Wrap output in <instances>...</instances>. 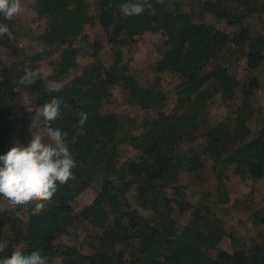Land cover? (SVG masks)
Masks as SVG:
<instances>
[{
    "label": "trees",
    "instance_id": "16d2710c",
    "mask_svg": "<svg viewBox=\"0 0 264 264\" xmlns=\"http://www.w3.org/2000/svg\"><path fill=\"white\" fill-rule=\"evenodd\" d=\"M126 2L22 0L40 26L32 36L25 19L0 15L14 35L0 39V155L44 135L31 125L55 96L64 104L51 126L77 161L75 178L58 184L42 211L0 196V258L41 250L49 264H264V239L227 225L236 215L259 235L264 228V205L252 191L231 193L233 178H264V104L255 105L249 91L239 95L251 72L264 81V0H149L131 17L119 10ZM97 25L108 50L88 31ZM147 32L161 34L158 55L135 68L132 48ZM54 56L48 79L64 84L59 93L43 80L16 83ZM166 73L180 77L173 103L161 83ZM118 99L136 109L105 110ZM216 104L227 109L224 117L210 113ZM81 112L88 114L83 126ZM126 146L135 153L121 161ZM209 171L216 185L206 192ZM88 189L92 203L75 210ZM89 227L98 233L82 235ZM224 238L231 251L219 248Z\"/></svg>",
    "mask_w": 264,
    "mask_h": 264
},
{
    "label": "clouds",
    "instance_id": "9594fccd",
    "mask_svg": "<svg viewBox=\"0 0 264 264\" xmlns=\"http://www.w3.org/2000/svg\"><path fill=\"white\" fill-rule=\"evenodd\" d=\"M157 2L163 4L164 0ZM149 6V0H128L119 5V10L128 17L140 16ZM172 7L173 4L169 2V9ZM23 11L22 0H0V15L5 20H12ZM4 37L14 39L8 25L0 23V39ZM38 80L45 82L48 92L59 93L64 87L60 81L49 80L43 67L28 69L16 83L29 86ZM62 104L63 99L54 96L39 109L38 115L42 119H33L31 128H43L44 135L33 133L26 146L17 144L6 154L0 155V196L12 206L32 204L36 211H42L57 192L58 184L64 185L75 178L72 170L77 167V161L73 158L62 131L51 126L61 117ZM79 116V124L83 126L88 120V114L81 112ZM45 136L48 143H45ZM4 250L5 245L0 244V252ZM0 264H49V261L41 250L28 254L14 250L10 256L0 258Z\"/></svg>",
    "mask_w": 264,
    "mask_h": 264
},
{
    "label": "rangeland",
    "instance_id": "374dc122",
    "mask_svg": "<svg viewBox=\"0 0 264 264\" xmlns=\"http://www.w3.org/2000/svg\"><path fill=\"white\" fill-rule=\"evenodd\" d=\"M19 19L23 18L27 21V26L30 29V35L32 36L34 34V31L40 30V26L36 25V16L33 10L31 9V4L30 7L28 3L24 6V11L17 16ZM31 23V24H30ZM216 25L220 28L226 29L225 24L223 21H216ZM88 31L93 37L94 34L99 35L101 38V41L104 45V49L108 50L110 45L107 44V36L103 29L100 27V25H97L96 27L88 28ZM161 38V34H155V33H145L142 36L137 37L136 43L134 44L132 48V55L134 57L133 61V67L135 68H141L146 66L148 63L154 61L157 58V52L155 49V46L158 43V40ZM109 57H106L105 60H108ZM57 60V57L54 56L47 61V63L43 66V68L49 73L51 71V63L53 61L55 62ZM89 60L88 57L83 56L81 58V61L83 63L87 62ZM50 62V64H49ZM180 81V77L177 75L171 74V73H166L163 75L161 83L163 86V89L166 90L167 92L170 93L171 102L174 100L175 93H174V88L176 84ZM245 91H249L252 94V97L254 99L255 105H263L264 104V81L263 79L259 76V74L255 72H251L249 75V78L245 79L240 87L239 90V95L241 93H244ZM115 92V97L120 96V91L118 89L114 90ZM238 99V98H237ZM236 98L234 99L237 100ZM173 103V102H172ZM136 107L134 106H129L127 104L122 103L121 99H118L117 102L114 104H108L105 107V110L107 111H131L135 110ZM210 113L213 116L217 117H224L227 114V109L223 105H214L210 107ZM256 124V117H254L250 123L251 127H254ZM187 148V145L183 146V149ZM135 151L129 147H122L120 150V160L123 161L124 159H127L128 157L133 156ZM208 178L207 180L203 181V191L209 192L214 190L215 185H216V179L213 175L212 172H208ZM252 191L253 198L254 200L258 203L257 205H264V178L259 179V180H251L248 182H241L238 178H233L231 182V193L232 196L234 197H240L242 198L245 194L250 193ZM95 196V192L91 189H88L84 191L74 202L73 206L75 210H81L84 206L92 203L93 199ZM130 199L133 200V197L130 196ZM242 211V209L240 210ZM240 216H232L227 218V225L230 227V225H234L235 227H240L242 230H250V232L253 235L258 234V239L263 240L264 239V228H262L263 233H257V231L254 229V227H245V222H237L238 218ZM228 227V228H229ZM86 233H89L91 235H96L98 233V230L96 228H91L89 227L86 231H83L82 235H85ZM249 243V241H247ZM83 246V245H81ZM80 246V247H81ZM220 249H224L227 251H231V244H230V239L229 238H224L220 244H219ZM55 264H60L59 259H55Z\"/></svg>",
    "mask_w": 264,
    "mask_h": 264
}]
</instances>
